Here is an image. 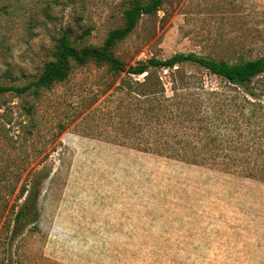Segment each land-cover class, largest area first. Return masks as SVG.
Here are the masks:
<instances>
[{
    "label": "rangeland",
    "instance_id": "obj_1",
    "mask_svg": "<svg viewBox=\"0 0 264 264\" xmlns=\"http://www.w3.org/2000/svg\"><path fill=\"white\" fill-rule=\"evenodd\" d=\"M130 3L0 0V84L36 79L62 30L101 45ZM177 52L263 56L264 0H165L115 48L127 63ZM119 80L89 64L38 95L0 96V211L41 181L38 223L12 235L13 217L0 222V264H264V182L113 142Z\"/></svg>",
    "mask_w": 264,
    "mask_h": 264
},
{
    "label": "trees",
    "instance_id": "obj_2",
    "mask_svg": "<svg viewBox=\"0 0 264 264\" xmlns=\"http://www.w3.org/2000/svg\"><path fill=\"white\" fill-rule=\"evenodd\" d=\"M164 2L131 0L123 25L110 30L101 45L84 43L90 29L75 38L62 30L55 39L53 58L44 63L41 74L21 86L0 84V96L10 91L38 95L40 89L67 80L75 67L105 66L120 77L116 89H127L118 100L121 125L113 142L264 182V55L230 61L177 52L134 63L116 55V46L131 35L141 18L156 14ZM186 65L224 81L229 92L208 88L203 78L185 74ZM165 70L172 94L162 79ZM141 75L143 79L136 78ZM40 183L32 182L30 189L27 182L23 184L16 197V202L24 198L18 210L14 203L8 212L0 211V222L13 217L12 235L38 223Z\"/></svg>",
    "mask_w": 264,
    "mask_h": 264
}]
</instances>
